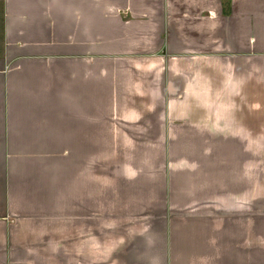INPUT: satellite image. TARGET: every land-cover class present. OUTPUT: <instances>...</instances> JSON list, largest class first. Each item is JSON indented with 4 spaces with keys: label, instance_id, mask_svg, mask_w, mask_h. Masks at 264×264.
Masks as SVG:
<instances>
[{
    "label": "crops",
    "instance_id": "crops-1",
    "mask_svg": "<svg viewBox=\"0 0 264 264\" xmlns=\"http://www.w3.org/2000/svg\"><path fill=\"white\" fill-rule=\"evenodd\" d=\"M0 264H264V0H0Z\"/></svg>",
    "mask_w": 264,
    "mask_h": 264
}]
</instances>
